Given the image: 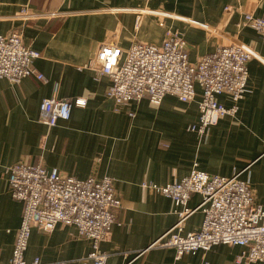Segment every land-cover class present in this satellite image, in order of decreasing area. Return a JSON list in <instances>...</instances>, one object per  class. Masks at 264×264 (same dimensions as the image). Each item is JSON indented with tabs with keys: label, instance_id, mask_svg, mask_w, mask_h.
I'll return each mask as SVG.
<instances>
[{
	"label": "crops",
	"instance_id": "0c3cea01",
	"mask_svg": "<svg viewBox=\"0 0 264 264\" xmlns=\"http://www.w3.org/2000/svg\"><path fill=\"white\" fill-rule=\"evenodd\" d=\"M141 11L147 13L136 29ZM245 14L264 16V0H0V35L22 33L25 45L41 54L34 67L45 77L20 84L0 79L1 264L13 254L23 216V203L11 197L6 174L18 163L57 168L81 180L113 178L122 207L101 245L107 264H240L243 247L219 245L177 260L175 250L153 246L175 226L177 207L142 184L179 182L195 168L212 176L240 173L256 204L264 206V36L240 27ZM167 30L184 38L193 63L234 41L254 54L237 115L219 118L205 134L190 130L200 117L197 101L167 96L160 106L145 98L118 107L107 96L109 77L96 80L92 72L79 70L106 42L123 51L135 42L161 45ZM53 98L85 99L86 106H74L69 120L50 128L40 121L39 110L43 100ZM218 102L233 105L226 95ZM201 202L193 195L188 206L196 209ZM203 219L196 211L185 231H199ZM90 252V241L75 227L58 225L52 233L34 228L26 261L91 264Z\"/></svg>",
	"mask_w": 264,
	"mask_h": 264
},
{
	"label": "built area",
	"instance_id": "2783aa9c",
	"mask_svg": "<svg viewBox=\"0 0 264 264\" xmlns=\"http://www.w3.org/2000/svg\"><path fill=\"white\" fill-rule=\"evenodd\" d=\"M146 13L137 14L136 29ZM159 25L164 27L163 22ZM240 27H249L264 36V16L245 14ZM253 56L249 47L234 41L193 63L184 38L167 30L161 45L135 42L128 51H123L106 42L79 70L92 72L96 80L109 77L107 96L118 107L140 103L145 98L160 106L167 96L183 103L197 101L200 117L190 130L201 135L219 118L237 115L247 91L248 64ZM40 58L38 51L25 45L22 33L0 35V79L13 84L26 78L44 81V75L34 67ZM221 95L230 97L233 103L230 108L218 102ZM74 106L84 107L86 100L45 99L40 105L39 119L50 128L56 127L60 121L70 119ZM6 174L11 197L24 206L7 264H45L40 258L31 263L26 261L32 230L52 233L58 225L75 227L79 237L90 241L87 261L107 264L109 256L101 245L110 238L116 222L115 211L122 207L113 178L81 180L63 175L57 168L47 170L42 164L28 163L12 165ZM240 175L212 176L195 168L181 181L165 186L144 182V189L171 199L177 207L175 226L153 246L175 250L177 260L200 251L207 253L219 245L238 246L246 249L238 258L240 264H264V206L256 204L249 182ZM193 195L202 198L196 209L188 206ZM198 210L204 214L200 230L186 232L185 222Z\"/></svg>",
	"mask_w": 264,
	"mask_h": 264
}]
</instances>
